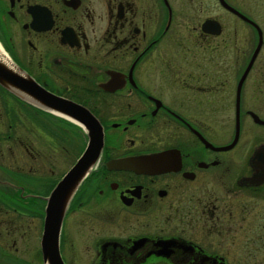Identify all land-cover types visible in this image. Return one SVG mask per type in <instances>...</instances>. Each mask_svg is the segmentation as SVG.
I'll return each mask as SVG.
<instances>
[{
  "label": "flooded vegetation",
  "instance_id": "af4514ba",
  "mask_svg": "<svg viewBox=\"0 0 264 264\" xmlns=\"http://www.w3.org/2000/svg\"><path fill=\"white\" fill-rule=\"evenodd\" d=\"M0 46L59 105L0 86V264L100 139L63 264H264V0H0Z\"/></svg>",
  "mask_w": 264,
  "mask_h": 264
},
{
  "label": "water",
  "instance_id": "95a60500",
  "mask_svg": "<svg viewBox=\"0 0 264 264\" xmlns=\"http://www.w3.org/2000/svg\"><path fill=\"white\" fill-rule=\"evenodd\" d=\"M223 5L229 7L224 2ZM211 24L210 20H206L203 23V28ZM12 64L13 68H9L0 61V86L2 88L27 101L33 99L34 101H39L42 106L59 108L57 102L53 105L50 104V96L26 72L20 69L13 61ZM100 146L101 139L98 142L91 140L78 162L51 193L41 239L43 258L49 264H63L60 260L57 245L59 222L68 205L75 184L83 179L91 164L96 160ZM155 166H157L156 163L151 164V167Z\"/></svg>",
  "mask_w": 264,
  "mask_h": 264
},
{
  "label": "rangeland",
  "instance_id": "374dc122",
  "mask_svg": "<svg viewBox=\"0 0 264 264\" xmlns=\"http://www.w3.org/2000/svg\"><path fill=\"white\" fill-rule=\"evenodd\" d=\"M200 12L197 14L196 10L189 11L188 14H189V17H191V19L189 18V19L185 20L184 27L187 28L188 25L190 23H192V22H199L204 16H207L208 14H213L214 15L215 13H217V11L213 12L212 10L206 12V11H204V8H202V12L201 13ZM179 21L181 22V20H179ZM181 27H182V24H181Z\"/></svg>",
  "mask_w": 264,
  "mask_h": 264
},
{
  "label": "bare ground",
  "instance_id": "6f19581e",
  "mask_svg": "<svg viewBox=\"0 0 264 264\" xmlns=\"http://www.w3.org/2000/svg\"><path fill=\"white\" fill-rule=\"evenodd\" d=\"M0 61L2 63H4L7 67L9 68H13V64L11 59L9 58V56L6 54V52L3 50V48L0 46ZM38 103L41 105V103L38 101ZM42 106V105H41ZM46 107V106H43ZM86 175V174H85ZM84 175V176H85ZM84 178V177H83ZM81 182V181H80ZM80 182H78L80 184ZM78 183L75 184L72 193L74 192V190L76 189V187L78 186ZM55 208V207H54Z\"/></svg>",
  "mask_w": 264,
  "mask_h": 264
}]
</instances>
